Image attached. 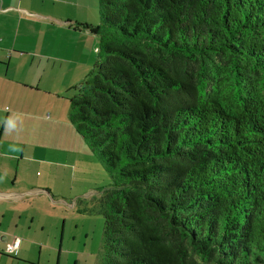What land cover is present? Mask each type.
<instances>
[{"label":"trees","instance_id":"obj_1","mask_svg":"<svg viewBox=\"0 0 264 264\" xmlns=\"http://www.w3.org/2000/svg\"><path fill=\"white\" fill-rule=\"evenodd\" d=\"M98 13L69 120L111 180L100 264H264V0Z\"/></svg>","mask_w":264,"mask_h":264},{"label":"crops","instance_id":"obj_2","mask_svg":"<svg viewBox=\"0 0 264 264\" xmlns=\"http://www.w3.org/2000/svg\"><path fill=\"white\" fill-rule=\"evenodd\" d=\"M88 11V0H0V264H71L73 257L80 264L88 215L106 187L89 185L80 195L73 188L69 195L61 192L58 180L69 167L52 146H79L83 139L68 126L65 105L56 114L46 108L52 101L41 105L36 94L51 91L47 81L61 67L75 65L67 88L90 73L95 63L84 64L82 56L97 36L82 26L97 27L100 21L89 22ZM91 48L89 56L97 58L98 48ZM60 126L66 132L62 142ZM40 169L44 174L38 176ZM89 169L85 176L100 175L99 167ZM7 245H15L11 255L5 254Z\"/></svg>","mask_w":264,"mask_h":264},{"label":"rangeland","instance_id":"obj_3","mask_svg":"<svg viewBox=\"0 0 264 264\" xmlns=\"http://www.w3.org/2000/svg\"><path fill=\"white\" fill-rule=\"evenodd\" d=\"M88 1H89V11L87 15L88 21L96 24L100 21L99 20L100 17L98 13V0H88ZM91 38L88 41L89 48L85 51L84 55L82 56L83 63L84 64L90 63L89 66L96 63L97 61L96 55L91 54L89 56V51H92V48H91L92 45H94V47H97V48L99 46L98 36L93 37L96 40V44L93 43V40ZM74 67L75 65H68L66 66V69L61 67V70L58 72L57 78L53 82L47 81L46 89L48 90L51 89V91L50 92L45 91V92H40L39 94H36L38 98L41 99V105H43V103L46 104L47 102L52 101L51 104L46 106V108L49 107L48 110H50L51 112H56V114L60 113V108L62 105H65L70 111L69 99L73 95H75V90L73 86L71 88H67V84L69 83L68 78L70 76L74 77L76 74V72L74 71ZM92 69H93V66L91 67L90 71ZM62 72H64V74H62ZM80 84L81 83L79 82L76 85V87H78ZM52 89L54 90L53 92H52ZM69 123L70 122L68 121L67 122L68 126H69ZM70 125L72 126L71 123ZM73 131H75L74 128H73ZM76 135L75 136L80 139V136L78 134ZM64 136H66V132L60 126L57 132V137L59 139V142H62ZM82 142H80L81 145L79 146H76L75 144L74 145H64L63 144V145H53L52 146V149H53L52 153L57 154L59 156L60 161L66 163V165H68L69 167L67 171L65 170L64 174L62 173V176L64 177V179L61 178L59 174L62 180L60 179L58 180V183L62 185L60 187V190L61 192L65 194H68V191H67L68 188H73L74 194L76 193L75 195H80V193H82L83 189H85L86 186L88 187L89 185L90 186L95 185L103 189L105 187L107 188L111 184L110 178L105 173V171H103V168L99 165L98 161L92 155L91 150L88 148L87 145H85L84 141ZM54 147H56L57 150H54ZM72 150L74 151L75 154H78V155L76 156V155L69 153ZM84 154H88V156L90 157L89 161L86 159ZM40 155L44 156L45 154L40 153ZM93 166H95L96 168L98 167L100 168V175L99 173L95 172L91 176H85L86 172L90 171L89 168ZM73 167H76L77 169L74 170L72 169ZM38 173H39L38 176H41L42 174H44V172H42L41 169L38 171ZM40 179H37L35 183L39 184ZM81 179H84V180L81 181ZM78 186H81L82 189L80 188L76 189V187ZM89 214H90L88 215L89 216V223H88L89 224V235H88V239H84L81 241L83 248H82L81 259L79 260V263L80 264H100L104 256V249H103L104 220H103V217L99 214H93L91 212ZM74 260H75V257L71 259V264H74L73 262Z\"/></svg>","mask_w":264,"mask_h":264},{"label":"built area","instance_id":"obj_4","mask_svg":"<svg viewBox=\"0 0 264 264\" xmlns=\"http://www.w3.org/2000/svg\"><path fill=\"white\" fill-rule=\"evenodd\" d=\"M15 245H7L5 249V254L11 255L14 252Z\"/></svg>","mask_w":264,"mask_h":264}]
</instances>
